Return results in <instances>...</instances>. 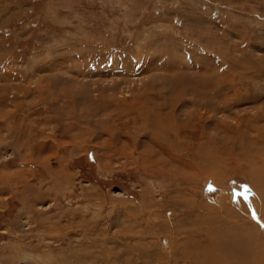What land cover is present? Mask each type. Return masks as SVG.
<instances>
[{"label":"rangeland","instance_id":"374dc122","mask_svg":"<svg viewBox=\"0 0 264 264\" xmlns=\"http://www.w3.org/2000/svg\"><path fill=\"white\" fill-rule=\"evenodd\" d=\"M263 240L264 0H0V264Z\"/></svg>","mask_w":264,"mask_h":264},{"label":"bare ground","instance_id":"6f19581e","mask_svg":"<svg viewBox=\"0 0 264 264\" xmlns=\"http://www.w3.org/2000/svg\"><path fill=\"white\" fill-rule=\"evenodd\" d=\"M252 220V219H251ZM250 220V221H251ZM249 221V220H248ZM260 239V238H259ZM262 240V239H261ZM255 241V240H254ZM259 241V240H258ZM262 243H260V244H262V245H260L259 246V250H258V252H257V255H258V257L259 256H261V254L263 255L264 254V240L263 241H261ZM251 246H252V244H251ZM238 249V248H237ZM261 258V257H260ZM259 260H257V262H258ZM256 262V263H257ZM260 264H264V257H262V262H260Z\"/></svg>","mask_w":264,"mask_h":264},{"label":"snow or ice","instance_id":"6c2138e0","mask_svg":"<svg viewBox=\"0 0 264 264\" xmlns=\"http://www.w3.org/2000/svg\"><path fill=\"white\" fill-rule=\"evenodd\" d=\"M211 190V189H210Z\"/></svg>","mask_w":264,"mask_h":264}]
</instances>
